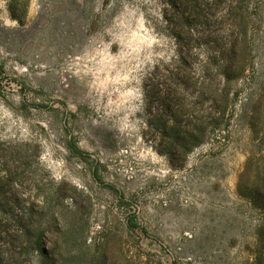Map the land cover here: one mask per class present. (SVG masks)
<instances>
[{"label":"rangeland","instance_id":"rangeland-1","mask_svg":"<svg viewBox=\"0 0 264 264\" xmlns=\"http://www.w3.org/2000/svg\"><path fill=\"white\" fill-rule=\"evenodd\" d=\"M248 2L245 76L225 112L188 89L211 132L172 160L160 118L174 121L152 85L180 54L203 59L208 34L227 35L221 10L179 40L168 0H0V201L14 208L5 218L20 211L9 188L22 206L41 200L9 182L11 171L46 173L83 218L73 252L117 264H264V0ZM17 252L0 240V264H47Z\"/></svg>","mask_w":264,"mask_h":264},{"label":"trees","instance_id":"trees-1","mask_svg":"<svg viewBox=\"0 0 264 264\" xmlns=\"http://www.w3.org/2000/svg\"><path fill=\"white\" fill-rule=\"evenodd\" d=\"M249 7L247 0H168L164 14L174 29V36L179 40L183 39L186 30L192 28L195 21L204 16L217 17L218 10H221L218 16L220 23L227 26L226 36L213 40L208 34L212 44L205 51L203 59L196 61L189 53L180 54L179 60L172 66H165L159 71L160 81L152 85V99L161 105L165 116L174 121L170 124L163 117L160 118L165 149L172 160L179 153L188 154L190 146L204 143L211 132L210 125L206 124L203 117L193 113L188 101V89L196 90L203 97L207 96L204 99L220 112H225L231 103V83L245 76L251 50ZM216 74L221 75L220 80L216 79ZM189 115L194 117V122L189 119ZM46 177V173L32 176L26 170L11 171L9 182L17 179V183L22 182L26 187L33 186L30 187L33 196L41 197V200L30 201L22 206L23 199L16 194L17 190L9 188L14 201L20 205V211L19 215L15 214L17 217L14 221L7 220L5 215L12 213L14 208L10 201H0V240L8 242L18 251L16 258L25 253L26 258L28 254L40 255L47 260V264H74L73 259L76 258V262L80 261L81 264H117L114 260L102 258V253L97 256V261L94 257L88 258L89 253L86 254L83 247L73 252L69 243L76 231V224L82 226L83 218L76 217L79 211L68 187L65 189L62 183L56 185ZM3 180L5 184L0 186V192L4 198H8L4 194L8 182L7 179ZM127 226L136 228L138 223L129 217ZM47 234H51L52 249L46 248ZM86 240L83 238L85 246Z\"/></svg>","mask_w":264,"mask_h":264}]
</instances>
